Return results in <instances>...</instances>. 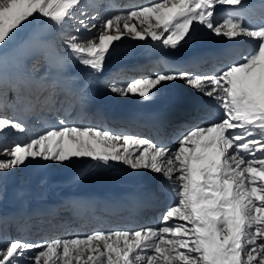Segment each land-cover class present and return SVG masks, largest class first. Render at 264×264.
Returning a JSON list of instances; mask_svg holds the SVG:
<instances>
[{"label":"snow or ice","instance_id":"snow-or-ice-1","mask_svg":"<svg viewBox=\"0 0 264 264\" xmlns=\"http://www.w3.org/2000/svg\"><path fill=\"white\" fill-rule=\"evenodd\" d=\"M242 5L243 0H145L144 6L105 19L95 35L82 36L81 29L92 34L98 28L83 11L77 13L82 0H0V49L37 16L62 27L78 14L76 34L64 39L65 59L95 72L102 71L115 42L124 37L151 38L177 50L199 24L216 36L255 42L251 52L210 74L159 72L106 82L112 93L148 100L165 82L180 79L213 98L219 117L192 127L175 147L61 119L30 142L0 148L7 157L0 159V173L30 158L64 163L87 157L97 166L118 162L161 173L175 193L157 226L94 230L42 243L12 239L0 247V264H41L42 258L43 264H264V22L249 25L238 15L218 17L219 8ZM22 84L5 73L0 94L10 88L19 103ZM7 130L26 129L0 116V133ZM16 196L22 200L24 190Z\"/></svg>","mask_w":264,"mask_h":264},{"label":"bare ground","instance_id":"bare-ground-1","mask_svg":"<svg viewBox=\"0 0 264 264\" xmlns=\"http://www.w3.org/2000/svg\"><path fill=\"white\" fill-rule=\"evenodd\" d=\"M82 3L83 6L77 13L83 11L86 17L92 18L90 23L98 25L92 34L81 29L80 34L83 36L95 35L105 19L134 10L135 6H144L145 0H82ZM246 6L260 12L246 24L257 25L264 22V0H243V5L237 9L225 7L219 10L224 17L229 12H235L242 19H247ZM79 19L77 14L61 27L54 25L47 18L37 16L30 24L25 25L5 48L0 49V67H14L3 69V75L6 73L9 79L23 81L19 94L22 99L19 103L17 92L10 88L7 90L10 89V98L13 94L9 106L16 112L15 119L22 122L26 129L24 132L7 130L0 133L1 142L8 141L11 136L20 138V141L26 138L30 142V139L43 134L46 129L56 126L61 119L69 125L97 127L112 133L117 131L153 142H160L164 135L170 139L179 125L183 126L192 118L197 110H194L193 105L204 107L199 109L201 112L208 109L219 112L221 110L217 102L180 79L165 82L160 87L161 91L148 100L138 95L120 96L110 90L106 91V82L102 78L104 74L111 68L140 60L156 63L162 59L169 63L178 61L183 64L198 53L206 56L217 55L214 60H221L222 64L218 67L220 69L235 61L230 53L244 48V52L248 54L255 47L254 40L246 36L229 39L216 36L209 30L207 34L203 32L200 36L193 35L192 32L189 41L177 50L165 49L162 42L152 41L151 38L141 41L124 37L115 42L102 71L95 72L72 58L65 59L69 56V50L60 38L61 33L66 32V37L75 35ZM131 22L137 23L138 29L141 28L138 22ZM202 27L196 24L193 31ZM244 55L241 54V57ZM50 56H54V59H50ZM229 56L231 60L227 58ZM216 64L218 62L199 67L198 70H204L199 73L195 70L191 72L210 74L217 70ZM161 69H164V72L169 71L164 66H161ZM39 70L45 71L42 77L35 74ZM152 73L159 71L153 67L143 75ZM132 77L141 78L140 75L131 76L126 73H118L114 78L124 81ZM31 90L35 92L33 95ZM183 104L186 106L182 108L187 109L189 113L179 114L176 118V112L179 110L176 107ZM40 114L41 117H38ZM116 116H121V119L127 122L116 125L106 122L118 121L119 117ZM165 118L172 120L165 123ZM143 121L150 122L151 127L142 125ZM194 126L202 125L192 124L187 131ZM85 162H88L87 165ZM120 167L121 169H115ZM132 171L129 166L118 162H112L106 167L97 166L96 161L87 157L73 158L64 163L30 158L21 167L3 171L0 174L5 175L6 180L0 186L4 190V195L0 198V229L3 235L1 244L4 246L12 239H39L40 243L51 239H65L69 238V235L65 234L80 233L85 229L87 233L109 228L130 230L124 226L132 224V220L146 222V219L154 217L158 204L166 199H174L175 193L172 191L171 182L163 174L150 169H138L136 173ZM155 182L158 184V193L156 190L151 191ZM20 189L25 192L22 200L16 196ZM58 202L69 205L62 210ZM113 204H118L117 210L111 208ZM48 206L56 209L34 212L44 210ZM99 211L102 214L98 215ZM87 215L98 216L93 218ZM62 230L71 231L58 234Z\"/></svg>","mask_w":264,"mask_h":264},{"label":"rangeland","instance_id":"rangeland-1","mask_svg":"<svg viewBox=\"0 0 264 264\" xmlns=\"http://www.w3.org/2000/svg\"><path fill=\"white\" fill-rule=\"evenodd\" d=\"M258 1H260V0H258ZM220 11L221 10L218 9V17H224L223 16V13H221ZM205 29H206L205 27H202L201 29L198 28V30H194L193 31V35L200 36L203 32H204V34H207L206 32L208 31V29H206V30ZM60 38L62 39V41H64V39H66V32H62ZM142 43L144 44L145 42H142ZM236 52L234 51L233 53H230V55L232 54V58H234L235 61H237V60H239L241 58V54H243V55L244 54L245 55L247 54V53L244 52V48L237 49ZM205 53H202V54H205ZM237 55H239V56H237ZM216 56L217 55H212V56L199 55V53H198V54H195L194 56H192L191 58H188L190 60H188L186 63H183V64L181 62H178V61H172V62L169 63V62L164 61L162 59L157 60L156 63H153L152 61L148 62L146 60H144V61L143 60H140V61H136V62L133 61L132 63H128V64H126L124 66H121V67L111 68L108 72H106L104 74V76L102 78L105 79V82H113V81H117V79H115L114 77L116 75H118V73H126V75H131V76H134V75H140L141 76V75L147 73V71H149V68H153V67L156 70H158L159 72H164V69H161V66H164V68H166L167 70H169L167 72L188 71V72L192 73L191 71L192 70H195L197 73H199L200 71H204V70H198L199 67L203 68V67L207 66L210 63L214 64V62H218V64H216V69L218 70L219 69L218 67L222 64V62L219 59L215 61L214 59H215ZM229 57H231V56H229ZM189 61H191V62H189ZM206 62H210V63L207 64ZM188 63L190 65V68H188V67H182V65L188 64ZM204 63H206L207 65L206 64L204 65ZM196 65H202V66H196ZM176 67H178V68H176ZM13 68L14 67H12V66H10V67L9 66H7V67H5V66L4 67L3 66L0 67V76H3V71H4L3 69H13ZM213 71H215V70H213ZM44 73H45L44 70H39V71H36L35 74H36V76L42 77L44 75ZM169 82H172V81H169ZM104 88L106 89V91L109 90L108 88H106V86H104ZM34 90L33 91L31 90V93H32L31 95H33L35 93ZM158 91L160 92L161 91V88ZM3 92L6 93V94H0V102H1L0 103V116H7L9 118H14L15 119L17 117L16 112H15V110L11 106H9V100H11L13 94L11 95V98H10V89L7 90V87L6 88L5 87L3 88ZM201 94H203V93H201ZM185 106H186V104H183V105L177 106L176 109H180V108L185 107ZM214 106L215 105H213V107ZM192 107H195L194 110L197 108L196 112L192 115V118H190L189 121L187 120V122L184 125L181 124L183 126H180L179 125V127H177L178 129H176L173 137H171L170 139H168V137L164 135V136H162L160 142H157V141L156 142L154 141V142L157 145H164V146H168V147H175V146L178 145V138H181L183 134H186V131H187L188 127H190L192 124H201L202 126H205L204 125V121L205 120L217 118L220 115V111L219 112H215L214 110L211 111L209 109L206 112H201V111H199V109H203L204 107L200 108V105H199V107L196 106V105H193ZM41 115L42 114L38 115V117H41ZM122 116H126V115H122ZM44 117H47V116H43V118ZM116 117H119V120L118 121H115V122L106 121V122H108L111 125H114V124L115 125L116 124H125L127 122V121L121 119V116H116ZM103 119L106 120L105 118H103ZM175 125L176 124L174 123V126L173 127H175ZM113 133L114 134H121L120 132H117V131H115ZM143 133H145V132H143ZM9 139H8V141H4V142H1L0 141V148L13 146L14 143H16V142H21V143L28 142V139H26V138H25V140H23V141L21 140L20 141V138L18 139L15 136H11V138H9ZM6 158L7 157H5L3 155H0V159H6ZM87 163L88 162H85V165H87ZM115 169H121V167L120 168H115ZM136 172H137V170H133L132 171V173H136ZM5 180H6L5 175L0 174V186L4 184ZM154 190H156L157 193H158V190L159 189H158V184L156 182H155V184H154V186H153V188H152L151 191H154ZM173 200L174 199H166V200H163L161 203H159L158 206L156 207L157 210L155 211L154 217H152L151 219H148V220L146 219V222H140L141 220L135 219V220H132L133 221L132 222L133 225L132 224H127L124 227L127 228V229H130V230H136L140 226H157L159 224V222L162 220L161 213L163 211H166L167 206H171ZM58 203L60 204V207H61L62 210L63 209H66L67 206L69 205L68 203H63V202H58ZM56 208H57V205H56ZM56 208L55 207L54 208H50L48 206L44 210H35L34 212H36V211H41V212H44L45 211V212H48L47 210H49V209H56ZM91 213H93L92 210H91ZM99 214H102V213L99 211L98 215ZM98 215H93V216L92 215H87V216H91V217L94 218V216L96 217ZM34 216L37 217L36 214H34ZM141 216H140L139 219H141ZM103 218H105V217H103ZM139 224H140V226H139ZM70 231L71 230H62L58 234H64V233L70 232ZM101 231H114V229L113 228H109V230H101ZM55 232H58V231H55ZM86 233H87V230L85 229V230H81L80 233L75 232L74 234L76 235V234H86ZM74 234L69 233V234H65V235H69L68 237L70 238ZM2 236L3 235H2L1 229H0V247H3V244H1L2 243V241H1ZM42 238H44V237H42ZM37 240L38 241H36V239L33 240V239H29L28 238L27 240H24V241L34 242V243H40L41 242V241H39V239H37Z\"/></svg>","mask_w":264,"mask_h":264}]
</instances>
